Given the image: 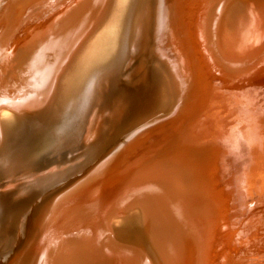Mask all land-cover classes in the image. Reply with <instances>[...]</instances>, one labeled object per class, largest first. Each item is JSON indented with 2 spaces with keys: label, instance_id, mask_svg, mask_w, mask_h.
<instances>
[{
  "label": "bare ground",
  "instance_id": "obj_1",
  "mask_svg": "<svg viewBox=\"0 0 264 264\" xmlns=\"http://www.w3.org/2000/svg\"><path fill=\"white\" fill-rule=\"evenodd\" d=\"M162 1L90 0L88 16L81 13L87 0H72L60 14L47 19L49 23L33 35L36 39L26 51L13 56L16 64L0 87V181L4 183L0 248L15 239L17 217L27 209L33 217L41 199L54 188L95 164L125 136L126 144L140 136L144 126L155 123L149 136L122 147L124 152L157 140L159 134L164 137L166 132V137L176 127L167 138L176 141L180 156L167 155L145 165L140 177L118 183L100 207L90 206L69 219V239L53 237L44 254L30 264H43L46 257H55L54 264H130V257L138 264H264V110L259 128L250 122L252 139L247 140L238 137L230 124L237 122L233 113L239 104L228 102L230 108L215 114L210 109L219 108L215 88L221 83L220 64L230 67L232 76L241 70L238 82L264 77V65L257 68L258 75L252 73L264 58V0H207L198 7L195 27L204 53L202 63L183 21L187 15L192 17V0H164L165 14ZM175 14L180 15L177 25ZM190 19L186 24L193 28ZM160 35L163 48L156 44ZM27 54L31 55L28 61ZM17 78L27 94L16 91ZM151 78L160 88L162 110L154 111L150 120L129 121L123 129L127 94ZM201 82L209 88H201ZM111 84L114 91L106 107L100 108L103 92ZM212 125L219 129L218 136L212 141L200 139L210 138L207 130ZM138 128L141 131L134 135V131L125 135L124 130ZM84 141L79 165L56 170L50 164L38 171L47 156L63 149L70 152ZM180 164L188 172L176 180L170 169L165 178V169ZM170 175L176 181L164 199L147 196L158 194L154 188L167 186ZM134 180L143 182L147 195L139 190L133 198L124 197L133 192L128 190ZM167 195H176L182 202L187 220L183 226L175 224L177 203ZM252 212L260 220L237 235V223ZM183 227L188 235L184 241L177 235ZM259 228L263 241L255 248L247 237ZM29 230L30 226L18 242H24Z\"/></svg>",
  "mask_w": 264,
  "mask_h": 264
},
{
  "label": "rangeland",
  "instance_id": "obj_2",
  "mask_svg": "<svg viewBox=\"0 0 264 264\" xmlns=\"http://www.w3.org/2000/svg\"><path fill=\"white\" fill-rule=\"evenodd\" d=\"M71 1L72 0H0V87L1 85H4L6 83L11 70L14 68L16 64L15 60L13 59L14 58L13 56L17 53V51L19 52L26 51L29 47L28 45H31L33 43L32 40L36 39V37L33 38V35L42 31L44 27H46L45 25L49 23L47 22V19L48 21H50L51 17L53 18L58 15L57 12H59L60 14V12H62L63 9ZM89 1L90 0H87L86 5L84 6V8H82L83 10L81 11V13L83 14H85L86 12V15L88 16L90 15L89 5L90 6L92 5V2L89 3ZM206 1L207 0H192L191 1V8L193 12L192 17L190 19V17L187 15L186 18L183 19L184 24L186 25V28H190V31H191L190 40L192 41L195 48H197V53L199 55L198 57L200 58L201 63H202L204 53L200 49L199 43L196 39L197 37H196L195 20H197V11L199 10L198 7L201 8L202 5L206 3ZM163 4H164V0L162 1V7L164 10L163 14H165V8ZM181 14H183V12H181ZM179 18H180V15L175 14V19H174L175 25H177ZM189 19L192 21L193 28H191L189 24H186L187 22H189ZM161 36L162 35H160L156 39V44L158 48H163L161 41H160ZM3 39H6L7 41L4 43L2 42ZM163 42L165 44L166 40L163 39ZM181 42L183 41L181 40ZM20 43L22 44H21V47L18 49L16 46H18ZM183 47H185L184 44H183ZM13 50H14V54L12 53ZM30 56L31 55L27 54V56L24 59L28 61L29 60L28 58H30ZM260 65L261 66L264 65V58H260V60L256 63L255 68L252 72L253 76H256L260 73V72H256L257 68ZM220 66H221L220 67L221 74L219 73L218 77L221 80V83L215 88L219 92V108L216 110H213L210 106V109L215 114V112H218V111L221 112L222 109L224 108H230L231 106L229 104L230 102L239 104L237 105L238 107H236V110L238 112L237 113L234 112L233 114H234V121H237L241 123L242 125L237 122L236 124L234 123H230V124L235 129L236 134L239 133L238 137H240L241 139L251 140L252 135L249 132L250 130H253V129L251 128L252 126H249L250 122L252 121V124L257 125L255 129L261 126L260 125L261 119H259V114L262 113L264 110V77H262L261 79L260 77H258V79L252 80L251 83H246L242 81L238 82L241 76V70L237 72L236 76H232L231 74L228 73L231 69L230 67L225 66L224 64H220ZM206 72L207 71L205 70V74ZM231 78H236V79L233 80ZM17 80L19 79L17 78ZM151 80L152 78L149 81H146V83L148 84H146L145 82L142 84H139L136 89H132V92L129 91V93L127 94L126 96V100L128 104L127 108L128 110L129 109L130 110L126 111L125 119L123 118L124 121L122 120L123 125L133 120L140 121V120H144L145 118H147V120L148 119L150 120V117L154 116L152 114V113H155L154 111L160 112L162 110L163 107H161V104L159 103L158 105V102H159L158 95H160V92H161L160 88L156 82H153L152 84ZM20 82L21 80H19L17 83L18 86L20 87L15 86L18 88L16 89V91L19 92V95L20 93L22 95L27 94L26 93L27 90H25L26 92L23 91V88H24L23 83L21 84ZM206 82H204V84H202L201 82V88L205 89L207 87ZM246 86H249V90L246 89ZM19 89L20 91H18ZM112 91L114 90L111 84L103 92L104 97L102 100H104V102L101 101L100 108L106 107L108 103V98L112 95ZM157 91L159 94L157 93ZM148 102L149 104L151 102V104L150 105L147 104ZM147 106H149L151 110L149 107L147 109ZM244 107H249V108L246 109ZM138 108L140 111L138 110ZM230 111L231 110L229 111L225 110L224 113L225 112L229 113ZM220 118L222 119V116ZM229 119L232 120L231 116H229ZM119 123L120 122H118V124ZM153 124L155 123H152L150 125L147 124L146 126H144L145 128H143L142 126L141 128H143L144 130L142 129L143 131L140 134V136L136 137L134 140L142 136L144 137L149 136L151 134L150 129H153L154 127ZM124 128L126 129V125L123 126V129ZM141 128H138L136 131L130 130V129L128 131L124 130V132H126L125 135H127V134H132V131H134V133L132 134L134 135L135 133L141 131ZM174 129H176V127L173 128L171 131H168L167 136H170L171 132ZM207 131L209 132L210 138H206L202 136L200 139L204 138L205 141H212L214 140L215 137L218 136V133H219L218 132L219 129L213 125L210 126ZM253 133L257 134L255 130ZM160 135L162 134H159L157 136L158 137L157 140L155 137L150 141V143L147 142L145 143L146 145L144 144L142 147L137 148L135 151H132L133 149H131V150H128V152H124L125 150L122 147L128 148L129 146H132V144L134 143V140L129 141L128 143L125 144L124 142H126L127 139L129 140V138L125 136L123 139L117 142L114 146L110 147L107 151H105L102 154L101 158L95 164H91L85 170H82L75 176H72L71 178H69L67 181H64L62 184L54 188L49 194H47L44 199H41V201L39 202V205L37 206V209L34 211L33 217L31 213L28 212L29 209H27L25 213L19 216L20 218L17 217L14 223L15 225L14 228L16 227V229L13 228L14 230L13 232H15L14 235L15 234L17 235H15L14 237L15 239L13 240L12 243H10V245H8V247L0 248V252H2L0 254V264H30L33 258L37 260L38 258L42 256V254H44L45 247L48 244H50L51 239L53 237L58 238V239H69V237H71L70 231H68L66 228V223L69 221L70 218H72L73 216L75 217L82 210H86L90 206L100 207L102 202L105 201L106 197L109 196V191L111 192L118 183H121L127 179L140 177L141 175L140 173L144 172L143 169L145 165L147 164L150 165V164H154L157 161H162V158L167 155H168V158H178L182 152H179V150L176 149L178 147V145H174L176 141L173 142V138L169 139L167 138V136L165 137L166 132L163 133L164 137ZM191 138L192 136L189 137L187 140ZM234 138L236 139V136ZM183 141L185 143L187 142L185 140ZM250 144H252L251 141H250ZM84 145H86L85 141L80 142L79 145L73 148V150H71L70 152H68L66 149L61 150L58 154L60 156H58L56 153L52 154L51 156H47L46 157L47 159L40 163L38 171L39 172L45 171L48 168H50V166L51 167L55 166L56 170H62L64 169L65 166H66L65 168H70V167H75L79 165L80 163L83 162V159H84V149H85ZM115 149L117 151H115ZM257 149L260 150V148H257ZM259 162H261L260 159H259ZM181 165L183 164L169 166V169H165L164 170L165 178H167L168 172L170 169H172L175 172L176 180L178 179L177 175H179L180 177L182 174H185L186 172H188L187 168ZM170 179H171L170 182L166 184L167 186L162 185V186H158L153 189V191L158 192L157 195L148 194L146 189L142 190L144 189L143 182L139 181L138 183L137 182L138 180H134L131 182L130 184L131 188H129L128 190V191H133V192L127 193L124 197L131 198L132 196L137 194V192L140 190L139 193H141L142 191H146V195L148 194L147 196H151L153 197V199L156 196L158 197V199H164L165 196L163 195H166L171 190L172 184H174L176 181L175 177L171 175H170ZM3 186H4V183L0 181V189ZM78 198H81V199L79 200ZM167 198L171 200H176L177 204H174L176 208L175 224L179 226H183L182 223L184 219L186 220V217L184 214L185 208L183 207L182 202L177 198L176 195H171V196L167 195ZM247 203L248 202H246L245 204ZM239 212L241 213V215H243L244 213L243 211H239ZM26 213L27 214L29 213L30 215H27ZM107 213L108 211H106L105 214ZM85 214L86 213H84V215ZM247 215L249 216L246 217L245 215L243 222L241 221L240 223H237L236 232H237V235L239 236L241 232H245L247 229L252 228L251 223L257 222L260 220V218L255 216L254 212L247 214ZM82 216L83 214L80 215V218ZM28 217L31 218V221H30V218ZM86 217L87 216H84L83 218H86ZM28 222L30 223V225ZM29 226H30L29 234L25 237L24 242H18L19 235H23L25 233L24 231H26L27 233ZM183 229L185 228L183 227L177 235L181 234L183 237V241H184L185 238H188L186 237L188 235H186L187 233L185 231H182ZM260 231L261 230L259 228L256 230V232L253 231L250 234V236L247 237V238H252V240L254 241L255 248L259 247V242L263 241L261 239L262 234H260ZM45 238H46V241L44 240ZM171 238H172L171 240L172 242L174 240V242L178 244L177 239H174L172 236ZM43 240L45 241V243ZM11 245L12 246L15 245V246L11 248L12 247ZM185 247L186 245L182 248L183 258H184ZM57 250H58L57 252H59L60 248H57ZM33 254L35 255L37 254V255L33 257L34 256ZM130 259H129L130 264H138L133 258L130 257ZM55 260H56L55 257L53 259L46 257L43 259L42 263L43 264H54Z\"/></svg>",
  "mask_w": 264,
  "mask_h": 264
}]
</instances>
